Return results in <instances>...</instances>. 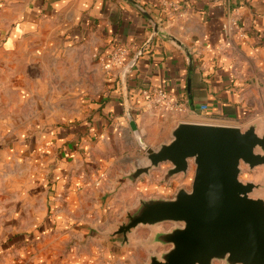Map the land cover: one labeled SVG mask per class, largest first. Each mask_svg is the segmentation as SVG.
<instances>
[{"label":"crops","instance_id":"1","mask_svg":"<svg viewBox=\"0 0 264 264\" xmlns=\"http://www.w3.org/2000/svg\"><path fill=\"white\" fill-rule=\"evenodd\" d=\"M134 1L0 0V56H10L11 67L33 71L38 58L65 57L67 72L86 79L73 86L84 90L76 98L82 106L62 116L77 123L45 131L54 141L30 146L22 157L31 182L12 183L10 196L0 189V264H143L120 259L141 248L149 254L139 228L125 247L100 235L139 193H158L161 167L114 195L121 174L137 165L133 155L141 148L133 139L157 148L180 121L250 122L254 91L238 78L235 56L264 51V0ZM145 44L126 75L103 68L100 56L114 47L133 58ZM153 87L186 99L194 112L146 111L140 93ZM127 188L132 192L122 196Z\"/></svg>","mask_w":264,"mask_h":264},{"label":"water","instance_id":"2","mask_svg":"<svg viewBox=\"0 0 264 264\" xmlns=\"http://www.w3.org/2000/svg\"><path fill=\"white\" fill-rule=\"evenodd\" d=\"M157 32L155 26L153 34ZM130 126L137 132L133 118ZM259 127L255 122L241 127L180 121L168 142L157 148L145 147L144 161L121 174L115 191L150 177L165 163L169 164L165 180L185 175L192 161L191 189L181 187L172 198L138 196L118 224L100 235L125 247L130 246V237L139 227L150 228L143 246L153 251L143 264H264L263 178L240 177L242 164L250 170L264 167V132L260 133ZM257 190L260 192L255 194ZM167 222L175 224L167 230L161 228ZM166 246L157 252L158 247Z\"/></svg>","mask_w":264,"mask_h":264},{"label":"rangeland","instance_id":"3","mask_svg":"<svg viewBox=\"0 0 264 264\" xmlns=\"http://www.w3.org/2000/svg\"><path fill=\"white\" fill-rule=\"evenodd\" d=\"M3 47L0 44V50ZM25 59V57L22 58V60ZM10 60V56H0V189H2L1 193L7 196L14 193V191L9 189L12 183L22 182L25 184L32 180L33 173L27 169L24 163L26 159L22 158L27 155L29 147L34 145L48 146L51 144V141H54V138L47 136L48 134H51V132L54 133L67 123H77L76 120L66 121L64 120L66 117L63 118L62 116H65L64 114H67L68 111L72 112L79 106H82L76 104V98L82 93L84 94V90L73 88V86L76 87L78 85L77 82L85 79L84 75L78 73L77 70L73 74L67 72V58L65 57L51 59L38 58L36 63L37 67L33 71H27L25 65L22 67H11ZM235 60H237L239 66L238 72L236 73L238 78L242 79L254 91V104L250 106L251 111L249 112L250 122L257 123L260 126L259 132L263 133L264 51L260 54L235 56ZM21 68L25 69L18 71ZM69 83L72 84L69 85ZM96 83L97 81H95ZM90 94L91 92H88L87 95L89 96ZM47 130L52 131L45 132ZM31 132L32 134L35 133V137H32ZM141 139L144 141V138ZM133 141L135 142L137 150L141 148V150L137 151V154L135 153L133 155L134 161L137 164L142 163L145 158L146 146L140 141L138 136ZM17 155L19 160L16 157ZM190 164L188 173L185 175L179 174L170 180H165L164 174L169 164H163L159 171L161 173L155 171L159 177L154 184L159 187H154L153 189L158 191V193L155 191L150 192L151 188H147L142 194L139 193L138 196H163L172 198L181 187L188 190L191 189L195 165L192 161ZM240 177L242 180L249 179L255 181L263 178L262 183H264V167H257L250 170L247 165L242 164ZM131 192L132 189L127 188L122 191V196H126V194H130ZM258 192L260 191L257 190L255 194ZM116 194L117 191H115L114 195ZM121 205L122 202H119L118 206ZM118 206L116 205L115 208L112 206L114 211L117 210ZM120 219L121 217L118 216L109 218V228H114ZM174 224L167 222L161 225V228L167 230L174 226ZM139 234L149 238L151 230L150 228L141 226L139 227ZM168 247H158L157 252ZM148 255L141 248L140 251L131 250V252H125L120 256V259L124 258V260L128 261L133 258L138 261H146ZM215 264L223 263L215 261Z\"/></svg>","mask_w":264,"mask_h":264},{"label":"built area","instance_id":"4","mask_svg":"<svg viewBox=\"0 0 264 264\" xmlns=\"http://www.w3.org/2000/svg\"><path fill=\"white\" fill-rule=\"evenodd\" d=\"M172 7L175 11L179 9L177 4H172ZM143 53L144 50L141 51L140 48L133 58H129L126 47L116 46L107 55L100 56V60L103 61L104 69L109 70L113 66H116L121 68L126 75L136 64L137 58ZM140 96L142 97L146 111H167L178 114L194 112V110L189 107L186 99L175 97L163 87L144 88L141 90ZM203 122L226 123L224 120L217 118H206Z\"/></svg>","mask_w":264,"mask_h":264}]
</instances>
